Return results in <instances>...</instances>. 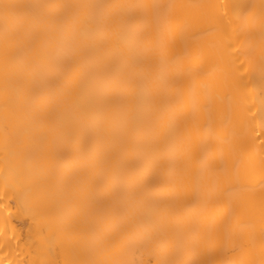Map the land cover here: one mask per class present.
Listing matches in <instances>:
<instances>
[{"label":"bare ground","instance_id":"6f19581e","mask_svg":"<svg viewBox=\"0 0 264 264\" xmlns=\"http://www.w3.org/2000/svg\"><path fill=\"white\" fill-rule=\"evenodd\" d=\"M0 264H264V0H0Z\"/></svg>","mask_w":264,"mask_h":264},{"label":"snow or ice","instance_id":"6c2138e0","mask_svg":"<svg viewBox=\"0 0 264 264\" xmlns=\"http://www.w3.org/2000/svg\"><path fill=\"white\" fill-rule=\"evenodd\" d=\"M0 7H2L4 10H5V17L7 18V15H8V9L9 8H12V7H15L14 5H9V4H2L0 5Z\"/></svg>","mask_w":264,"mask_h":264}]
</instances>
